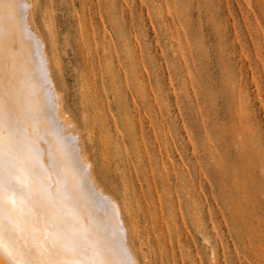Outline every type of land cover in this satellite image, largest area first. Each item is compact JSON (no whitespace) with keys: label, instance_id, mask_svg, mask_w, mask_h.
<instances>
[{"label":"rangeland","instance_id":"obj_1","mask_svg":"<svg viewBox=\"0 0 264 264\" xmlns=\"http://www.w3.org/2000/svg\"><path fill=\"white\" fill-rule=\"evenodd\" d=\"M34 3L140 262L264 264V0Z\"/></svg>","mask_w":264,"mask_h":264},{"label":"snow or ice","instance_id":"obj_2","mask_svg":"<svg viewBox=\"0 0 264 264\" xmlns=\"http://www.w3.org/2000/svg\"><path fill=\"white\" fill-rule=\"evenodd\" d=\"M32 7L26 0H0V253L7 264H142L123 244H111L103 222L89 212L97 195L90 165L64 134L59 97L48 99L47 65L39 78L30 67L25 36ZM41 143L49 145L47 165ZM106 207L115 214L111 201ZM41 231L53 249L38 243Z\"/></svg>","mask_w":264,"mask_h":264},{"label":"bare ground","instance_id":"obj_3","mask_svg":"<svg viewBox=\"0 0 264 264\" xmlns=\"http://www.w3.org/2000/svg\"><path fill=\"white\" fill-rule=\"evenodd\" d=\"M34 1L35 0H26L27 3L33 5V7L30 9V16H31L32 9H34V4H35ZM35 10L36 9L33 10L34 11V13L32 12L33 14H35ZM31 21H33V18L31 19L29 17L28 34L25 36V39L28 41V44H26V47H28V45H30V52H31V56L29 57V59L31 60L30 67L35 69V71L37 73V77L39 78L42 75L41 66L45 65V64L47 65L48 73H49L48 80L51 82V85H52V89L48 95V99H49V101H51L53 93L55 94V96L59 97V109H58L57 118L59 120L63 121V123H64V134L70 138H74L73 143H75L79 147V149L81 150L84 163L90 165L89 174L91 176V179H92V182L94 185V190H95V193L97 195H96L95 203L89 208V212L91 213V215L96 220L103 222V226L106 229V231H105L106 239L111 244H113L115 246H120L123 244L124 246H126L129 249L132 258L136 259L138 262H140V260H139L140 257L138 258V256H137L138 254L136 255L135 250L133 248V244H132L133 239H134V235L137 231L136 230L137 228L133 223H130L127 220L126 209L124 207L120 206V204L117 201H115V199L112 198L110 194H108L107 192H105L103 190L101 184L99 183V181L95 177V173L93 170L94 164H92L91 160L88 157V154L86 153V151L83 147L82 136L80 135L79 129L76 127L75 122L69 117L67 112H65L64 105H63L64 102H63V98H62L63 93H62V91H60V89L57 85V81H56L57 78H55L53 75L54 73H53L52 67H51V61L52 60L50 58V55L47 52L46 42L43 39V37H41L38 33L34 32V30H36L35 28L37 25L35 26V28L33 25V28H34V30H33ZM40 32H42V31L39 30V33ZM42 33H45V32H42ZM49 34H50L49 37H52V35H51L52 33L50 32ZM51 47H52L51 48V51H52L53 50V43H51ZM52 54H53L52 56H54L53 51H52ZM56 65H54V66H56ZM48 140H49L50 144H53V155L57 159H59L60 155L58 152L55 151L54 141H53L52 137H49ZM39 147L41 148V150L44 153V163H45V165H47L49 163V145L45 144V143H41L39 145ZM52 183H53V191H55V177H53ZM107 201H111L116 206L115 214L112 213L110 208L106 207ZM37 211H39V210H37ZM81 216L84 219V223L87 225L88 224V217H87V214H85V212L83 210H81ZM38 227L42 229L43 225L41 224ZM40 241H43L45 246L48 249H53L52 241L50 239L44 240L42 231H41L40 236L38 238V243ZM36 250L37 249L34 247L33 251L35 252ZM54 250L59 251L61 257L67 256L66 253H64L63 251H61L59 249H54ZM41 251H43V249H41ZM0 264H7V261H6L3 253H0Z\"/></svg>","mask_w":264,"mask_h":264}]
</instances>
